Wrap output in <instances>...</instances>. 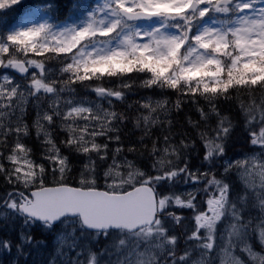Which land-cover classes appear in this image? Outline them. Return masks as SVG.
<instances>
[{"label": "snow or ice", "instance_id": "6c2138e0", "mask_svg": "<svg viewBox=\"0 0 264 264\" xmlns=\"http://www.w3.org/2000/svg\"><path fill=\"white\" fill-rule=\"evenodd\" d=\"M92 253L264 264V0H0V264Z\"/></svg>", "mask_w": 264, "mask_h": 264}, {"label": "rangeland", "instance_id": "374dc122", "mask_svg": "<svg viewBox=\"0 0 264 264\" xmlns=\"http://www.w3.org/2000/svg\"><path fill=\"white\" fill-rule=\"evenodd\" d=\"M24 3H25L26 6H32V5H35V4L43 5L44 3H46V0H24ZM52 22L59 24L60 20L56 19V20H54ZM70 22L71 21H69V23Z\"/></svg>", "mask_w": 264, "mask_h": 264}, {"label": "clouds", "instance_id": "9594fccd", "mask_svg": "<svg viewBox=\"0 0 264 264\" xmlns=\"http://www.w3.org/2000/svg\"><path fill=\"white\" fill-rule=\"evenodd\" d=\"M92 256L94 257V264H109V261L102 259L96 253H92ZM112 264H115V262L113 261Z\"/></svg>", "mask_w": 264, "mask_h": 264}, {"label": "trees", "instance_id": "16d2710c", "mask_svg": "<svg viewBox=\"0 0 264 264\" xmlns=\"http://www.w3.org/2000/svg\"><path fill=\"white\" fill-rule=\"evenodd\" d=\"M59 2L64 4V3H66V0H59Z\"/></svg>", "mask_w": 264, "mask_h": 264}]
</instances>
